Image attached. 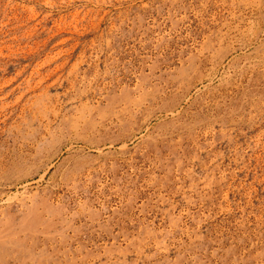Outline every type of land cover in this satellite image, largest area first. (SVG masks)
Returning a JSON list of instances; mask_svg holds the SVG:
<instances>
[{
    "label": "rangeland",
    "instance_id": "374dc122",
    "mask_svg": "<svg viewBox=\"0 0 264 264\" xmlns=\"http://www.w3.org/2000/svg\"><path fill=\"white\" fill-rule=\"evenodd\" d=\"M0 264H264V0H0Z\"/></svg>",
    "mask_w": 264,
    "mask_h": 264
}]
</instances>
